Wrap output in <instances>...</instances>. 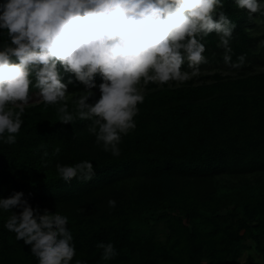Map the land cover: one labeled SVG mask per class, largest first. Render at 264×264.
Returning <instances> with one entry per match:
<instances>
[{
  "label": "trees",
  "instance_id": "1",
  "mask_svg": "<svg viewBox=\"0 0 264 264\" xmlns=\"http://www.w3.org/2000/svg\"><path fill=\"white\" fill-rule=\"evenodd\" d=\"M224 11L236 23L232 59L244 53L243 70L142 86L136 128L122 135L119 156L96 143L90 120H56L62 103L76 114L81 84H69L67 100L55 105L34 97L15 143L0 140V197L22 191L41 215L67 216L73 261L238 264L248 242L264 255V70L253 67L264 58V17L250 18L234 0H225ZM7 41L0 30V47ZM204 43L206 64H223L217 36ZM85 159L95 169L91 179L59 177L57 164ZM10 215L0 210V264H38L4 227ZM99 241L113 243L118 255L103 261Z\"/></svg>",
  "mask_w": 264,
  "mask_h": 264
},
{
  "label": "clouds",
  "instance_id": "2",
  "mask_svg": "<svg viewBox=\"0 0 264 264\" xmlns=\"http://www.w3.org/2000/svg\"><path fill=\"white\" fill-rule=\"evenodd\" d=\"M224 3L0 0V30H6L8 37L0 47V140L15 143L24 108L34 97L55 105L67 100L69 84H81L76 114L62 103L56 120L62 124L77 117L90 120L88 131L96 143L119 156L122 135L136 128L133 118L139 111L137 105L144 101L142 86L182 83L199 75L200 66L207 62L204 40L210 34L217 36L225 64L239 67L245 63L244 53L232 59L236 23L224 11ZM234 4L250 18L254 19L253 14L264 17V0H234ZM259 43L264 46V40ZM90 98L94 99L89 102ZM60 152L56 147L51 155ZM56 168L66 183L95 175L87 159ZM115 203L108 201L112 207ZM0 210L11 211L4 227L30 247L38 264H88L83 259L73 261L75 245L67 216L47 211L41 215L22 191L0 197ZM95 247L102 250L105 262L118 255L111 242L99 241Z\"/></svg>",
  "mask_w": 264,
  "mask_h": 264
},
{
  "label": "rangeland",
  "instance_id": "3",
  "mask_svg": "<svg viewBox=\"0 0 264 264\" xmlns=\"http://www.w3.org/2000/svg\"><path fill=\"white\" fill-rule=\"evenodd\" d=\"M253 67L256 70H264V58H254L253 59ZM215 69L222 70L223 73H233L235 74L237 71L243 70L242 66L232 67L228 64H202L200 66L199 74H205L207 72H212ZM171 82V81H170ZM161 224H157V228H161ZM161 233V229L159 230ZM238 264H264V255L259 250L255 249L253 243L248 242V246L242 249L241 254L238 258Z\"/></svg>",
  "mask_w": 264,
  "mask_h": 264
}]
</instances>
